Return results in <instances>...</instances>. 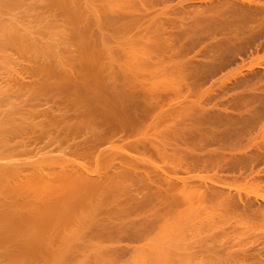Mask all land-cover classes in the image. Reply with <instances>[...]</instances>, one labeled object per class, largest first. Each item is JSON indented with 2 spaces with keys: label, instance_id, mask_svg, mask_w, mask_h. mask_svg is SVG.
Here are the masks:
<instances>
[{
  "label": "bare ground",
  "instance_id": "1",
  "mask_svg": "<svg viewBox=\"0 0 264 264\" xmlns=\"http://www.w3.org/2000/svg\"><path fill=\"white\" fill-rule=\"evenodd\" d=\"M35 1L34 3L36 6V4L38 3V0H35ZM41 1L39 0L40 3ZM45 1L46 0L43 1L44 5L42 4V6H40L41 4L39 5L38 3L37 6L39 5L40 8L43 7L41 11H45L43 13L47 15V18H44L46 17L45 14H44V17L40 16V14L42 15L43 13H41V11L39 10L40 9L39 6L34 7V3L32 2V4H30L29 0H0V54L2 53L0 55V71H1V66H2V69L5 68L4 71L7 69L5 73H8V76L6 77V74L3 72V70L1 71L3 74H5L4 78H3L2 73H0L1 81L3 80L1 83H4V82L6 83L4 87L0 88V105H2V107L0 106V109L8 106L2 109L4 113L2 110L0 111V116H1L0 117V160H1L0 162V189L2 190L10 189V192L12 193V194L10 193V195L20 196V197L24 195L27 196V193L28 194L31 193V195L32 194L37 195L41 192L45 193L46 191H48V192H51V195L47 192L49 194L48 198L50 202H51V197L55 194V192L53 193V191L58 192L59 190H62V191L71 190L70 193H73L71 194V195H74L73 197L71 195L68 196L69 195L68 194L67 198L63 200V198L67 194L66 193L65 195H63L64 196L63 198L61 197V199L63 200V203L60 199L61 201L60 205L61 203L63 205L65 204L64 205L65 208L62 206H59L58 205L59 202L57 203V201H56L57 204L54 203L53 200H52L53 203L47 202L46 206L49 207L50 205L51 206L50 209L52 211L54 210V208H55V211L61 210L62 212L63 210L62 212L63 214H64V209H67L68 214L66 218L69 220L74 219V218L72 219V217L70 216L74 215L72 212L74 210V213H75L76 208L77 210L81 208H82L81 210H83L84 208L87 209L86 211L87 214L90 213V216H86L88 217L87 220L84 219V221L83 220L81 221V219L83 218L81 216H80L81 219L80 217L79 219L78 218L74 219V221L78 219L77 222L79 221L80 223V225L77 226V229L80 226L82 227L83 223H84L83 226H87L85 222H89L88 226L90 227L91 225L92 227L93 225L94 230L97 229V234L98 235L100 234V236L101 234H103V236L105 237L109 236V230L112 229V231H110V235L112 234L111 237H113V234H114V236H120L121 238H128V239H134V240H140V239L145 240L147 238L148 243L147 242H145L146 244L144 243L146 246L144 245L143 247L142 245L141 246L142 248L139 246L137 247L138 250H135L134 248V250H132V253H131L133 254L131 256V258L133 257V260L130 257H129L130 259L128 260L125 259L126 261L125 260L124 261L126 264H128V261L132 264H138L139 262L140 264H144V263L147 264L146 262H150V264L152 263L153 264H174L173 262H175V264H178V263L180 264H251L252 260H254V264L258 263L259 257L258 256L254 257L255 254H250V253L248 254L247 252L248 250L246 251V249L248 248L246 247L248 242L245 241L244 239L248 237V236L245 237L244 233H246L247 231L246 224L250 222V221L249 222H246V221H248V218L250 217L252 213V212L250 213L251 203L244 201V199H242L243 195H241V193H239L238 196H234L230 194L229 192H226L224 188H218V186L217 188L213 187L212 186L213 183H215L219 179H222V176H220V174L218 175V171H215L216 173H213V174H208V171H211L212 168L214 169L215 167L220 168L217 165L218 161L216 162L215 167H214V163L218 158L223 157L224 154L222 156L221 149L214 148V147L209 150H202V146L199 140H201L200 136L202 137L203 135H201L199 131H197L198 128L187 127V126L186 128L183 127L182 118H184V115L189 113L188 110H190L189 109L190 107L192 108V107H195L196 104L198 105V103H195V101H192L189 104H186L183 106L180 105V103L183 100H186L187 99L186 97L188 96V94H185L184 91L192 95V94L199 93L198 92L199 89L195 88V85L194 86L186 85L185 83H182L176 80L177 75L174 77L175 73L173 70L171 74H167V72L166 73L164 72V69L166 71L167 66L166 64H161L162 63L161 57L162 58L164 57L163 54L166 53L165 51H163V54H159V55L157 54L156 59H158V57L160 56L159 57L160 63H159V67L155 66V69L153 66L152 70H154V72L150 70L152 72L150 74L136 75V71H135L136 67H139V68L149 67L150 68L152 65H155L157 63L156 59L154 60V57H153L154 54L153 53L151 54V50H154L155 47L151 46L150 43L148 44L147 41L154 36H159L160 38V36L164 34L162 33V29H160L159 26L155 27L156 25L154 27H152L151 25L152 28L146 27V26H145L146 28L145 27L143 28L141 26V21L145 19L146 17H148V15L151 12H152L151 21L155 22L156 20H160L161 16L166 15L165 11L166 10L170 11L169 9L171 8L173 9V7L169 5L168 3L163 8H161L160 12L157 11L158 13L156 12L153 13L154 9H152L151 7L154 6V4L165 1V0H99L102 3V6L101 5L100 6L103 7V10L106 12L105 14L106 17H107L108 12L114 13V10L112 8L118 7V12L116 14L117 16L110 18L112 21H115L116 19L118 20V18L119 19L122 18L121 21L122 20L125 21L124 18L127 16L129 17L132 14L133 15L132 19H129V20L127 19L125 23L124 21L122 22L123 24L122 29H120L122 32L119 31V29L118 31L120 34H122L123 32L129 33L130 30L133 33L134 29L136 30V28L141 30L140 32L136 34L133 33V36L129 37L130 39L128 38L127 40V38H125L124 40L126 41V43L127 41L128 42L130 41L131 43L138 42L137 45L141 43H144V45L143 44L139 45L138 48L135 49L136 44L135 46L133 44L132 46H134V49L133 47L131 49V47L129 48L128 46H126L127 44L124 43L126 48H124L125 47L124 44H121L119 48L111 49L108 46L109 45L108 42L107 44H104L105 42V40L103 39L104 37L100 35L102 32L99 31V34L98 33L97 34L101 40L97 38L93 39V43L95 44L96 42V43H99L100 45L99 47L98 46L96 47L97 51L94 50L96 52H94L93 55H90L89 57L87 56L84 49L80 47L82 45H80L79 48H75V45L79 42H74V41H77L78 35H80L78 32H82V35H84L83 33H85V31L84 32L82 31L83 23L79 21L86 22L88 20L87 12H89V9L87 8L86 2L84 1L85 2L84 5L86 6H82V3H81V7H79V4H77L78 0H67V1L66 0H54V3L52 2V0H47V2ZM49 1H51L53 4L50 3ZM116 2H119V3L117 4ZM230 2H232V0H224V4L221 7L208 5V7H206V14H208V16L211 18H214V15L219 16V17L224 16V17L230 18V16L233 13H238L237 11L235 12L236 9L235 10L230 9V7L232 6L230 5ZM45 3L46 4L48 3V4L45 5ZM23 4L25 5V7ZM111 4L112 6L113 4L115 6L111 8ZM21 5L24 8L22 10H20ZM183 5L181 4V6ZM29 7H31L32 9V13L30 14V16L32 17L33 13H34V16L31 19L30 16L28 15L29 13H26L27 19H25V16L23 17V14H24L23 12H25V10L28 11V9H30ZM33 7L37 8V11L39 10L40 14L39 12L38 14H36V9H33ZM50 8L51 9L53 8L52 12L54 9H55V12L58 9L59 20H58V17L56 16H54V18H49V15L53 17L52 14H48L51 12ZM16 9H18V11H16ZM61 9L63 13L61 12ZM182 9L185 13V9L183 7ZM13 10L15 11V13H13ZM103 10H102V15H103ZM92 11L93 10L91 9V12ZM248 11L249 9H247L245 12H248ZM250 11H252V9ZM250 11L248 12V14L250 13L253 14V12H250ZM17 12L18 14L21 12L22 15L18 16ZM55 12H54V15L56 14ZM59 12H61V14H59ZM15 14H16V17L18 16V19L15 17ZM63 14L64 15L66 14V15L63 16ZM36 15H37V18L35 19L34 17H36ZM60 15L63 16L62 17L63 19H61ZM22 17L24 20H27V24L30 23L32 24V26L30 24L29 26H27L25 21H23L24 22L23 24ZM243 17L244 18L246 17L245 13ZM237 18L238 17L236 16V19ZM181 19L182 17H180V21ZM18 20H20L21 23ZM33 20H36V21L38 20V22H35L36 25L37 24L39 25L38 28H37L38 25L36 26L34 23H32L34 22ZM99 20H100L99 23H101V18ZM105 20L102 19V21H105ZM209 20L211 21V19ZM89 21L91 20H88L86 23L84 22V30H86L87 32L85 36L89 34L91 36L92 34L91 29L95 26V23L97 24L98 19L96 18V22L93 24L94 26H92V21H91V25ZM42 23L43 25H41ZM77 23L79 25L81 23V26H82L80 28L81 31L78 30L79 26L77 25ZM69 24H70L69 28L71 27L73 29V26L75 24L78 28L77 29L75 26V28L78 30L77 33H76V29L73 30L74 36L76 35V40H75V37L72 38L73 35L69 36V34L71 33L73 34V32L71 33L68 32V36H66L67 35L66 26ZM61 25H64L66 27L65 30H64V27ZM30 26L35 29L37 28L36 30L38 31V33L39 31H41L40 34H43V31H44V33L47 32V34L52 36V35H55V32H56L57 41H55V37H54V40L51 38L54 42L50 41L49 43H46L45 44L46 46H45L41 38H43L44 40V37L46 36V34L43 37L41 35V38H40V40L42 41L41 42L38 38L39 36L37 37L36 35V37H34L37 31L35 29L34 30L31 29ZM58 26L59 27L61 26L62 31L63 30L65 31V34H66L65 37L58 35L59 34L58 29L57 30L55 29ZM104 26H106V24ZM25 27H27L28 29H26ZM23 28L24 30H22ZM29 28L31 29V31L29 30ZM71 28L69 30H71ZM142 28H143V31H142ZM89 29L91 32L89 31ZM87 30L89 31V34ZM96 32H97V29H96ZM124 34L125 33H123L122 35ZM164 36L165 35L161 37L165 38ZM91 37L93 38V36ZM94 37H96V35ZM45 39L48 40L47 37H45ZM71 39H72V43H71ZM94 40H97V41L100 40V41L97 42ZM38 42H41L42 45H44L45 47L41 46ZM80 43H81V40H80ZM86 43H88V41ZM38 44L40 45V47H43V49H40ZM70 44L74 45V48L77 49L79 53L84 51V54H86L87 56L85 57L84 55H82L83 56L82 58L80 56L81 66L77 64L78 61L76 59H74L70 55L67 56L65 54L66 51H68V54L73 52V50H71V52L69 51V49L73 48L72 46L70 47ZM82 44L83 45L85 44L83 40H82ZM103 44L106 46V48L105 46L103 47ZM60 45H61V48L59 47ZM91 45L92 43L90 40L88 46L94 49V47ZM77 46L78 44L76 45V47ZM38 47H39L38 52H36L35 50H37ZM85 47L87 46H84V48ZM51 48H54L55 50H51ZM9 49H11L12 51ZM81 49L83 51H81ZM126 49H129V50H126ZM180 51L182 50L175 49L173 51V55L175 54L174 56H176V54H179ZM14 53H16L17 55L19 53L18 57L20 56V58H18L17 56L14 58V55H15ZM32 53L34 57L31 56ZM24 56L26 57L27 61H25L26 59L24 58ZM27 56L32 58V59L30 58L31 59L30 60L31 62L29 63L30 67L28 65L29 58ZM112 56L116 58V61H114ZM21 57H23L26 63H24ZM94 58H95V61L97 60L96 58H100V60L101 58H105L104 60L107 59L108 61L110 59L109 62L106 61L107 64L105 62L104 64L108 66V69L106 67V71L109 69H112V70L111 71L109 70V72H107L106 74H103L102 72L103 70L100 67L101 73L98 71L97 74H94L95 71H97V69L100 70L99 65L101 64L100 61H99L100 64L97 62L99 65H96L97 68L96 66H94L96 70L95 69L93 70L92 61H94L93 60ZM117 59H118V63L120 64L121 62H119V59L120 61L123 59V62L126 60L124 62L125 66L123 67L121 65L117 66L118 64L116 63ZM7 61L8 63L6 66L5 63ZM12 61L17 62L14 64V67L18 63L26 64L29 68L26 69L25 68L26 66L24 67L23 69L24 75H26L27 77L28 76L30 77V75L31 77L38 76L37 80L35 79L36 81L30 82V84H28L29 83L28 81L27 84L25 85L23 82H25L27 77H25L23 73H21L20 75L19 74L20 72L18 71V69L17 71H15L12 68L13 67ZM9 62L12 63V67L10 66L11 64H9ZM70 62L73 68L70 66ZM90 64L92 66H90ZM102 64L101 66L104 67L105 65H102ZM88 65L92 67L91 70L89 69L90 67ZM163 65H165L166 68H164ZM178 65H174V66L178 68L180 66ZM131 68H134L133 69L135 71L134 73ZM10 69L14 71V76H12V74L11 75L9 74V72H11ZM21 69L20 71L23 72ZM87 70H89V73L93 70L94 73L93 71L91 72L93 73V75L92 76L88 75L89 78H86V79H81V78L79 79L78 76L81 77L83 74L86 73L85 71ZM181 70H183V68ZM98 73H100L101 75ZM87 74H88V71H87ZM11 77L12 78L14 77L13 81H16L14 84H12L13 81L10 82L11 80H9L11 79ZM15 77L21 79V81H17ZM5 78L6 79L8 78L7 81H9V83H7ZM23 79L24 81H22ZM50 80H54V83L52 82L49 83L48 81ZM16 86L19 88L22 87L21 89L24 92L23 93L21 92V95H18V93L13 94V95L10 94V93L16 92L15 91ZM4 91H7L8 93L10 92V93L8 94ZM171 92L173 93V95L170 96V94L168 93H171ZM7 94L9 95V97ZM25 94L26 96H24ZM14 95H15V98L20 97L21 101H23L25 98L26 100H24L25 101V103L23 102L24 104L28 103V100L30 97L34 99L33 102L37 100L35 101L37 102V104H39L40 101L42 102V99L47 101L53 98V100L59 99L58 101L61 102V106L59 107V109H57L59 105L58 104L55 110H50L51 108L49 110H42V109L40 110L38 109L40 105L37 106V104L35 103L33 105H36L37 107L35 108L33 107V109L29 112L28 110L25 111L26 110L25 106H23L24 108L21 107L22 104L21 105L18 104V107H12V106H17V103L20 98L18 99L16 98V101L14 102V103L17 102L16 105L15 104L11 105V110L7 111V109L9 108V105L11 104L10 101L13 103V101L15 100L14 99L12 101V99H10V96L12 97ZM22 96L24 97L22 98ZM8 99H10V101ZM179 99H181L182 101ZM2 102L4 104H2ZM6 104H9V105H6ZM19 105L24 110L23 111L24 113L18 112L20 111ZM165 105H167L168 107L164 109ZM184 107H188V108H184ZM187 111L188 113L185 114V112ZM39 114L42 117V119L40 118L41 119L40 121L38 119V117H40ZM18 118H20L22 122H20L21 120ZM5 123L8 125L7 127H5L6 126ZM52 130H54L55 133H52L51 132ZM50 132H51L50 138H48L49 135L47 136V134H49ZM184 133L189 134V137L193 136V139L188 138V140H186L184 138L183 140V137H188V135L185 136ZM45 136L47 137V139H49L48 140L49 143L47 144H51L52 142L53 143L57 142L58 146L61 148L63 141L72 140L75 142L73 143L74 148L72 150L67 148L69 155L68 153H66L67 152L66 149H63L62 147L61 149L62 151L57 155H55L54 153H53L54 155L46 154L45 152L43 155H39V156L36 155L31 158L26 157L24 160L21 158L16 159L17 157H15V155L18 152L19 154H17V156L19 157L23 153L25 154L28 152L26 145L30 141L29 139L31 140L32 139H39V140L42 139L43 140V138L45 139ZM7 137H11L12 141L11 139H9V141L8 142L6 141L7 142L6 143L5 140L8 139ZM15 137L16 138L18 137V139L19 137L20 139L22 137L25 140L28 139V141L26 140L25 142V146L23 145L24 144L23 139H22V144L20 143L21 142L20 139L15 140L16 142H18L16 143V146L18 145L19 147L20 145L21 147L22 145L21 151L24 150L23 153H21L20 150H17L16 147L14 146H13L12 151H10L9 153L7 147L15 145L13 142ZM130 138H133V139H130ZM105 143H109V146L108 147L105 146V148H101V145ZM11 148L12 147H10V149ZM4 149H7L6 150L8 151L7 154H5L6 151ZM2 151L3 153L5 152L4 154L6 155L7 159L9 157L8 160H6L5 156H3L4 154L3 155L1 154ZM11 152L13 153L11 154ZM8 153H9V156H8ZM10 155L12 156L10 157ZM162 164L168 166V171L162 168ZM25 169L27 173L29 172L28 174L26 173V176H25V173L24 175L21 173L22 171L24 172ZM182 169L188 171L189 173L195 170L198 172L197 174H191L186 177H178L177 173ZM140 170H144V173L143 171H141L143 173L141 174ZM203 171L206 173H201ZM132 186H136L137 189L133 190ZM250 193L251 192H249V195ZM256 194L258 195V193ZM14 196L11 198L12 200L13 199L15 200ZM68 197L70 198L72 197V202L70 201L71 205L67 204V202H69L70 200V198ZM34 198H33L34 200L33 203L35 202L34 203L35 206L36 204L37 205L43 204V203L46 204L47 199L45 200V197L43 199L40 198L39 202L38 200H36L37 197H34ZM262 198H264V196H262ZM6 201H7L6 198L2 200L0 198V204ZM248 201L250 200L248 199ZM253 202L255 203V201ZM100 203H104L108 206H111V209L108 212H105V214L106 213L109 215L113 214V216L118 215V216H121L122 218H125L126 216H129V214H132V213L135 214L139 208H144V207L146 208L147 206H151V209H149V212H147L148 214H147L146 219H144L141 222H128L125 224H121L122 222L120 224L113 223L115 225L114 226L111 224V222H109L108 219H106L107 218L106 217L105 219L107 220L106 221L107 225H105V222H104V225H102L103 226L102 228L104 230L100 228L101 230L98 231L99 228H96V227H98L97 220H99L98 219L99 217L98 218H95V217L98 216L97 215L98 212L100 213L99 211L101 209ZM178 204H181V205L183 204L185 206L184 210L182 209V212L180 213L183 214V212H188L190 213V215L184 216L182 214H179L177 217H172V215L170 214L173 212L174 207ZM57 205L59 206L58 210L56 209L58 207ZM99 206H100V209H99ZM161 206H166V207L162 209ZM2 212H3V209H2ZM95 214L97 216H95ZM64 215L66 216V212ZM77 215L78 214H76V217ZM217 216H218V219H216ZM200 217L202 218L203 222L207 221L206 222L207 224L205 223L206 226L203 227L204 224L200 222L201 220ZM213 218H215V221L213 220ZM182 219H184L185 221H183ZM192 219L198 220L201 223V225L199 224L197 227L198 232L202 231V228L203 230L212 231L211 234L209 235L207 234L206 236L201 237L202 239L201 238H198L199 240L197 239L198 240L197 245L199 244L198 245L199 248L197 247L195 243L197 240H194V236L196 235L195 233H198L197 231L193 233L196 227L193 229L194 226H192L193 231L190 230L193 236L187 235L188 233H186L183 236L186 229L185 231L183 230L182 232L183 234L181 233V230H180L181 227L189 224L188 221L191 222ZM231 219L235 220L234 229L236 233L238 231V234H235V233L232 234V236L234 237L233 242L227 244L230 238L227 237L225 240L224 238L227 236V233H229L230 231L222 232L223 234H221L220 236L222 238L218 236L219 234L216 235L214 231L218 229V226L221 227L224 221L226 220L231 221ZM177 220H179L180 222L183 221L185 222V224L184 223L180 224L182 226L180 228L179 226H177V229H176L173 224ZM220 220L221 222H219ZM249 220L251 219L249 218ZM101 221H100V227H101ZM213 221L214 223H216L215 225H213L214 224ZM94 224L97 226L95 227ZM104 226L110 227V229L108 228L109 230L107 229L108 234ZM172 226L174 227V229ZM156 227L159 228V231L157 230L156 231L157 233L155 232V234L151 238V232L154 233ZM249 228L252 229L253 226L252 228L248 226L247 229L249 230ZM231 230L232 232L234 231L233 226ZM76 232L77 231H75V233ZM78 232H79L78 235L80 237L81 235L83 236L84 232H82L81 234L80 229H78ZM72 233H74V231L68 233V235L69 236L71 235V237H74L75 235H77V233L75 235L74 234L72 235ZM104 233H106V235H104ZM242 233L244 235H242ZM79 236L78 237L75 236L74 238L77 240L83 239L82 237L79 238ZM185 236L189 237L190 242H191V239L194 240L195 244L193 243V246L191 244L188 246L189 239L187 238L188 239L187 240ZM93 237H95V235ZM84 238H85V235H84ZM184 239L186 240V242H188L187 245L185 244ZM88 245L92 247L94 246L92 242L87 244V246ZM194 246L196 247L194 248ZM93 248L96 250V252L98 250L97 253L101 251V249L98 248L97 246H94ZM196 248L199 251V252L197 251V253H196V250H193ZM93 252L96 254L95 251ZM44 253H47V252H44ZM93 256L91 257V260ZM97 256L95 255L94 257L96 258L94 259L96 260L95 263L98 262ZM144 256L146 260L144 259ZM139 258H143L145 262L143 259L141 260L142 261L141 262ZM147 258H148V261H147ZM124 261L122 264H124ZM107 264H112V263L107 262Z\"/></svg>",
  "mask_w": 264,
  "mask_h": 264
},
{
  "label": "rangeland",
  "instance_id": "2",
  "mask_svg": "<svg viewBox=\"0 0 264 264\" xmlns=\"http://www.w3.org/2000/svg\"><path fill=\"white\" fill-rule=\"evenodd\" d=\"M34 1L35 0H32V1L29 0V3L32 4V2L34 3ZM43 1H41V3H40L38 0L39 5L41 4L40 6H42V4L44 5ZM84 1L87 4V8L89 9V12H87L88 20L92 21L94 18V20L92 21V26H94L93 24L96 22V18L98 19L97 24L95 23V26L92 29L90 28L92 30V32L89 29V31L92 34H94V35L91 34V36H93V38L90 36L88 30L87 31H88L89 35H87L88 37L85 36V34H87L86 30H84V22L85 21L84 22L79 21V22L83 23V27L81 26V23H80V25L77 23V25L79 26V29L77 28V26L75 24L73 26V29L70 27L71 30H69L70 24L67 25L66 26L67 27V29H66L67 35L65 34V31H64L66 28L64 25H61L64 27L63 31H62L61 26H60L61 29L59 26L57 28H55L56 30L58 29V33H59L58 35L65 37V35L68 36V32L71 33L76 28L78 30H80V28L82 27V31L83 32L85 31V33H83L84 35H82V32H78V30L76 29V33L78 32L80 35L77 34L78 35L77 41L73 40L74 42H79V43H77L78 44L77 47H76L77 44L75 45V48H79V46L82 45L80 47L84 49L87 56L90 57V55H93V53L97 51L96 47L97 46L99 47V45H100L99 43H96V42H95V44L93 43V39H96V38L100 39L98 37L99 31L102 32L100 35L102 37H104L103 38L105 40L104 44H107V42H108V44H109L108 46L111 49L119 48L121 46V44H124V43L127 44L126 46H128L129 48L131 47V49H132V47L134 49L135 44L137 46V47L135 46V49L138 48L139 45H142V44L144 45V43L137 45L138 42H132L131 43L130 41H129L130 43L128 41L126 43V41L124 40L125 38H127V40H128L129 37L133 36V33L136 34V33L140 32L141 30L136 28L137 32L134 29L135 32L133 31V33L130 30L129 33L123 32V33H125L124 35H122L123 33L120 34L119 31H121L120 29H122V25H123L122 22L124 20L121 21L122 18L119 19L118 17H117L118 20L116 19L115 21H112L110 19V18L117 16L116 14L118 12V7L117 8L114 7L115 6L114 4H113V6L111 4V8L114 7V8H112L114 10V13L108 12L107 17H106V15H105L106 12L103 10V7H101L102 3L99 0L98 1L97 0H88V1L87 0H81V1L78 0L77 4H79V7H81V3H82V6H86V5H84V3H85ZM234 1L236 4L234 3ZM45 2H47V0ZM49 2L54 3V0H52V2L51 1H49ZM116 3L118 4L119 2H116ZM168 3H169V5H171L173 7V9L172 8L169 9L170 11L166 10L165 11L166 15L161 16L160 20H156L155 22L151 21L152 20L151 19V13L152 12H151L148 15V17H146L145 19H143L141 21V26L143 28L145 26L152 28L156 25L155 27L159 26V28L162 29V33H164L163 35H165L164 36L165 38L161 37L163 35H161L160 38H159V36H154L147 41L148 44L150 43L151 46L155 47V49L153 48L154 50H151V54L152 53L154 54L153 57L155 60L157 57V54L158 55L163 54V51H165L166 53L163 54L164 57L163 58L161 57V61H162L161 64H166V66H167V69L165 71L164 68H166V66L163 65L164 66V68H163L164 72L165 73L167 72V74H171L174 71V73H175L174 77L176 75L178 76V77L176 76V80H178L179 82L185 83L186 85H193V86L195 85V88L199 89V91H198L199 93L192 94V95H190L188 92L184 91L185 94H188V96L186 97L187 99L183 100V101L181 99H179L182 101L180 103V105H182V106L189 104L192 101H195V103H198V105L196 104L195 107H192V108L190 107L189 108L190 110L187 109L189 111V113H188V111L185 112V114L186 113H188V114L184 115V118H182L183 127L186 128V126H187V127L198 128L197 131H199V133L201 135H203L201 137L199 134L200 139H201V140H199V142L201 143L202 150H209V149L214 147V148L221 149L222 156L224 154L223 157H220L221 160H220V158H218L214 163V167H215L216 162L218 161L217 165L220 168L215 167V169L212 168L211 171H208V174H213V173H216L215 171H218V175L220 174V176H222V179H219L216 182L214 181L215 183H213L212 186L216 187V188H217V186H218V188H224L226 192H229L230 194H232L234 196H238L239 193H241V195H243L242 199H244V201H246V202L251 203L250 204V206H251L250 207V213L251 212L252 213L249 217L251 220H249V218H248V221H246V222H249V221L250 222L247 223L246 225H247V227L250 226L251 228L253 226V228L252 229L249 228V230H248L247 227L245 226L247 231H246V233H244L245 235L243 233H242V235H244L245 237L248 236V237H246L247 239L244 238L245 241L248 242V243L246 242L247 243L246 247H248L246 249V251L248 250L247 251L248 254L249 253L255 254L254 257H257V256L259 257L258 258L259 262L256 264H264V198H262V196H264V0H232V2H230V5H232L230 7V9L231 10L236 9L235 12L237 11L238 13H233L230 16V18L224 17V16L219 17L216 15H214V18H211L208 16V14H206V7H208V5L221 7L224 4V0H220V2H219V0H217V1L216 0H212V1L211 0H165L162 2L156 3V4H154V6L151 7L152 9H154L153 13L160 12L161 8H163ZM183 3H184V5H183ZM37 4H36V6H37ZM47 4L45 3V5H47ZM181 4L183 6H181ZM36 6L34 3V7H36ZM40 6H39V8H40ZM243 6H245V7H243ZM21 7H22V5L20 6V10L24 9L23 7L22 8ZM24 7H25V5H24ZM34 7H33V9H36V14H38V12L40 14V11H41V9H43V7L39 9L40 11L39 10L37 11V8H34ZM176 7H177V9H176ZM182 7L185 9V13H184ZM29 8L31 9V7H29ZM18 9H16V11H18ZM30 9H28V11L25 10V12H23L25 14V15L23 14V17L25 16V19H27L26 13H29L28 14L29 16L32 13V9L31 10ZM52 9L50 8L51 12L48 14H52L53 17H51L49 15V18H54V16H56V17H58V20H59L58 9L56 10V12H55V9L52 12ZM91 9L93 10L92 12H91ZM95 9H96V11H95ZM247 9H249V11L252 9V11H250V12H253V14L252 13L248 14L249 11L245 12ZM14 10H13V13H15ZM102 10H103V15H102ZM115 11H116V13H115ZM186 11L188 14L186 13ZM33 12H35V11H33ZM43 12H45V11H41V13H43ZM48 12H49V10H48ZM54 12L57 15L56 14L54 15ZM61 12H62V9H61ZM61 12H59V14H61ZM244 13L246 16L245 18L243 17ZM17 14H18V12H17ZM44 14L45 13H43L42 15L40 14V16L44 17ZM89 14L91 16L93 15L92 18ZM21 15H22V13L20 12L18 14V16H21ZM65 15L63 14V16H65ZM261 15H262V17H261ZM18 16L16 17V14H15V17L17 19H18ZM33 16H34V13H33ZM60 16H61V19H63L62 18L63 16L62 15H60ZM206 16H207V18H206ZM236 16L238 18L240 17L239 20H238V18L236 19ZM23 17H22V19H23ZM32 17L30 16L31 19H32ZM66 17H64V18H66ZM180 17H182L181 21H183V22L180 21ZM34 18L36 19L37 15ZM44 18H47V15ZM100 18H101V23H99ZM105 18H106V20H105ZM132 18H133L132 14L129 17L128 16L125 17L124 23L127 21V19L129 20ZM169 18H170V20H169ZM174 18H175V20L176 19L177 20L175 21ZM102 19H104L105 21H102ZM209 19H211V21ZM20 20H18V21L20 22ZM28 20H29V18H28ZM222 20H223V22H222ZM233 20H234V22H233ZM23 21H25L27 24V20L23 19L22 22ZM33 21L34 22H32V23H34L35 25H36L35 22H38V20L37 21L33 20ZM91 21H89L90 25H91ZM225 21H227V22H225ZM256 23H257V25H256ZM23 24H24V22H23ZM29 24L30 23H28L27 26H29ZM105 24H106V26H104ZM30 25L32 26V24H30ZM41 25H43V23ZM151 25H152V27H151ZM75 26H76V28H75ZM33 27H34V25H33ZM38 27H39V25L37 26V28ZM25 28L28 29L27 27H25ZM143 28H142V31H143ZM227 28H229V29H227ZM31 29L34 30L35 28L31 27ZM31 29L29 28L30 31H31ZM96 29H97V32H96ZM118 29H119V31H118ZM22 30H24V28ZM67 30H69V31H67ZM23 32H25V31H23ZM40 32L41 31H39V33H38V31H37V33H35L34 37H36V35H37V37L39 36L38 38L40 40L41 35L43 37L46 34L45 37H47L48 40H46L44 37V40H45V42H44L43 38H41L44 45L46 43H49L50 41H53L54 37H55V41H57L56 32H55V35H52L53 37L50 36L49 34H47V32L44 33V31H43V34H40ZM70 35L71 36L73 35L72 38L75 37V40H76V35L74 36V32H73V34L72 33L69 34V36ZM95 35H96V37H94ZM60 36H58V37H60ZM79 36H81L82 38ZM226 36H227V38H226ZM167 37H168V39H167ZM223 39L225 40V42ZM80 40H81V43H80ZM82 40H83V42H85L86 45L82 44ZM90 40L92 43L91 46H93V44H94V46H93L94 49L92 47L88 46ZM100 40H98V41L94 40V41L99 42ZM87 41H88V43H86ZM109 41H110V43H109ZM41 42H38V43L41 46H44V45H42ZM167 42H169V43H167ZM71 43H72V39H71ZM172 43H174V44H172ZM104 44H103V47L105 46ZM125 44H124V46H125ZM133 44H134V46H132ZM40 45H39V47H40ZM62 46H63V44H62ZM71 46L73 48L69 49V51L71 52V50H73V52L68 54V51H66L65 54L67 56L70 55L71 57L76 59L78 61L77 64L80 65V59L83 57L82 55H84L85 57H87V56H86V54H84V51L82 49H81V51H83V52L79 53L77 51V49L74 48V45L70 44V47ZM84 46H87V47L84 48ZM126 46L124 48H126ZM39 47L37 48V50H35L36 52H38ZM59 47L61 48V45ZM174 47L177 50L178 49L182 50V51H180L179 54H176V56H174L175 54L173 55V51L175 50ZM105 48H106V46H105ZM40 49H43V47H40ZM9 50H11V49H9ZM33 50H32V52H33ZM51 50H55V49L51 48ZM94 50H96V51H94ZM126 50H129V49H126ZM11 51H10V53H11ZM74 51L77 53H75ZM14 54H15L14 58L16 56L18 57V55H19V53H18V55L16 53H14ZM28 55H30V54H28ZM31 56L34 57L33 53L31 54ZM80 56H81V58H80ZM27 57L29 58V62H28V65H29V63L31 62L30 60L32 58L29 56H27ZM153 57H152V59H153ZM159 57H158V59H156V62L158 63V64L156 63L157 65L156 64L152 65L150 68L149 67L148 68L136 67L135 68L136 69L135 70L136 75L150 74V73L154 72V70H152L153 66H154V69H155V66L159 67V63H160ZM18 58H20V56ZM21 58L24 61L23 57H21ZM24 58L26 59L25 56H24ZM40 59H42V58H40ZM96 59H97L96 61H95V58L93 59L94 61H92L93 62V70L94 69L96 70V68H97L96 65H99L100 63L102 64V62H103L102 65H105L104 66L105 68L103 66H101V64L99 65V68L100 67L102 68L103 74H106L107 72H109V70L110 71L112 70V69H109L106 71V67L108 69V66L106 65L107 64L106 61H108L107 59L106 60H104L105 58H101V60H100V58H96ZM113 59H114V61H116V58L113 57ZM25 61H27V59ZM25 61H24V63H26ZM99 61H100V63H99ZM109 61H110V59H109ZM10 62H9V64H11L10 66L12 67V63H13L12 68L15 71H17V69H18V71L20 72V73L19 72L18 73L20 75H21V73H23V75H24L23 69L25 66H26L25 67L26 69L30 67V65L28 67L24 63L23 64L18 63L14 67V64L17 62H14V61H12V63H10ZM104 62L106 64H104ZM119 62H121V64L118 63V59H117V62H116V63H118L117 66L118 65H121L122 67L125 66L123 59L121 61L119 59ZM7 63H8V61L5 63L6 66H7ZM94 63H95V65H94ZM2 64H3V62H2ZM174 65H178L179 67L176 68ZM70 66L72 67L71 62H70ZM75 66H76V64H75ZM90 66H92V65L90 64ZM94 66H96V68ZM160 66H162V65H160ZM101 68H100V70L97 69V71H95V73L93 70L92 71L94 74H97L98 71L101 73ZM161 68H160V70H161ZM182 68H183V70H181ZM4 69H2V66H1V71L3 70V72L5 73L7 69L5 71H4ZM20 69L23 72H21ZM89 69L91 70L92 67H90ZM131 69L133 70L134 68H131ZM10 70L12 73L9 72V74L10 75L12 74V76H14V71H12V69H10ZM1 71H0V73H2ZM87 71H88V74H87ZM87 71H85L86 73L83 74L81 77L78 76V78L79 79L80 78L86 79V78H89L88 75H91V76L93 75V73H91L92 71L90 73H89V70H87ZM135 71L133 70V73ZM100 73H98V74H100ZM5 74L7 77L8 73H5ZM5 74L2 73L3 78L5 77ZM15 75H16V73H15ZM24 76L27 77L26 75H24ZM162 77H163V75H162ZM15 78L17 79V81H21V79H19L17 77H15ZM37 78H38V76L31 77V75H30V77L28 76L26 78L25 82H23V83L26 85L27 82L29 81L28 84H30V82H35L37 80ZM7 79L5 78L6 81H7ZM13 79H14V77L13 78L11 77V79H9V80H11L10 82H12ZM2 81L0 78V88L4 87L6 85L5 82H4L5 84L1 83ZM22 81H24V79ZM15 82L16 81H13L12 84H14ZM48 82L54 83V80H50ZM7 83H9V81H7ZM21 88L16 86L15 87L16 92L15 93L9 92V93L11 95L17 94V93H18V95H21V92L22 93L24 92V91H22ZM4 92L8 93L7 91H4ZM168 94H170V96L173 95L172 92L168 93ZM24 96H26V94ZM24 96H22V98ZM3 97H4V95H3ZM8 97H9V95H8ZM16 98L18 99L20 97H16ZM16 98H15V95L12 97L10 96V99H12V101L14 99L15 100L12 103L10 101V99H8L11 104L10 103H9L10 105L6 104V105H9V108H10V109L8 108L7 111L11 110V105H13V104L16 105L17 102L14 103L16 101ZM24 100H26V99L24 98ZM24 100L21 101V98H20L18 103H17V106H12V107H18V104H20V105L22 104L21 107L24 108L23 106H25V108H26L25 111L28 110L30 112L33 109V107L35 108L38 105H40L38 107V109H40V110L41 109L42 110H49L50 108H51L50 110H55V108L57 107L58 104L59 105H58L57 109H59V107L61 106V102L58 101L59 99L53 100V98L49 99L47 101L42 99V102L40 101L41 104L40 103L37 104V102H35L37 100H35L33 102L34 99H32L31 97L29 98L28 103H26V104H24L25 103ZM35 103L37 104V106L33 105ZM2 104H4V103L2 102ZM20 105H19L20 111H18L19 108L17 111L24 113L23 112L24 110L20 107ZM180 105H178V106H180ZM0 106L2 107V105H0ZM6 107H8V106H6ZM6 107L1 108L0 111ZM30 107H32V108H30ZM167 107L168 106L165 105L164 109ZM184 108H188V107H184ZM21 109H22V111H21ZM3 113H4V111H3ZM25 114H26V112H25ZM39 116L40 117H38V119L40 121L42 119V117L40 114H39ZM18 119H20V118H18ZM17 121H19V120H17ZM20 122H22V120ZM7 126L8 125L6 124L5 127H7ZM210 129H211V131H210ZM51 132L55 133L54 130H52ZM51 132L49 134H47V136L49 135L48 138H50ZM187 135H188V137H183V140H184V138L186 140H188V138L193 139V136L189 137V134H185V136H187ZM23 137H25V136H23ZM23 137L21 139L19 137L21 144H22ZM7 138L8 139H6L5 142L6 141L8 142L9 139H11V141H12L11 137H7ZM16 139L19 140L18 137L17 138L15 137V139L13 140L15 145L10 146V147H12L11 149H10V147H7L9 153H10V151H12L13 146L16 147L17 150L21 151L22 145H21V147H20V145H19V147H18V145L16 146V143H18L15 141ZM130 139H133V138H130ZM24 140L25 139H23V142H24L23 145L25 146V142H26V140L28 141V139H26L25 141ZM29 140L30 141L26 145L28 152L24 154L23 153L24 150L21 151V153H23V154L20 155V157L17 156V154H19V152H18L15 155V157H17L16 159L21 158L24 160L26 157L31 158V157H34L36 155L37 156L43 155L45 152H46V154H53L54 153L55 155H57L62 151L61 150L62 147H63V149H66V151H67L66 153H68L67 148L72 150L74 148L73 143H75L72 140L63 141L62 147L60 148L58 146L57 142H54V143L52 142L51 144H47V143H49L48 142L49 139H47L46 136H45V139L43 138V140L42 139H40V140L39 139H32V140L29 139ZM221 140H222V142H221ZM65 146H66V148H65ZM105 146L108 147L109 143L102 144L101 148H105ZM44 148H45V150H44ZM7 149H4V150L6 151ZM14 150H15V148H14ZM14 150H13V152H14ZM3 151L1 152L2 155L5 153V152L3 153ZM8 151H6L5 154H7ZM13 152H11V154ZM9 153H8V156H9ZM5 154L3 156H5V158H6ZM68 155H69V153H68ZM11 156L12 155H10V157ZM8 159H9V157H8ZM8 159L6 158V160H8ZM2 161H4V160H2ZM0 162H1V160H0ZM3 163H5V162H3ZM224 164H225V166H224ZM162 168L164 170L168 171L167 165L162 164ZM141 171H143V173H144V170H140V172ZM197 172L198 171L195 170V171H192L189 173L188 171L182 169L177 173V176L178 177H186V176L191 175V174H197ZM21 173L23 175L25 173V176H26V173H27L26 169L24 170V172L22 171ZM143 173L141 172V174H143ZM201 173H206V172L203 171ZM22 177H24V176H22ZM232 177H233V179H232ZM238 188H239V190H238ZM132 189L136 190L137 187L132 186ZM235 189H237V190H235ZM240 189H241V191H240ZM70 191L71 190H69V191L68 190H63V191L59 190L58 192L53 191V193L55 192V194L52 197L50 196L51 202H52V200L54 201V203H56V201H57V203L59 202V204H58L59 206L64 207L65 204L64 205L62 204L63 200L65 198H67L68 194H69L68 196L73 194V193H70ZM47 192L48 191H46L45 193L41 192V193L37 194L38 196L36 194L31 195V193H29V194L27 193V196L29 195L28 197L26 195H24L25 197L13 195L15 197V200L14 199L12 200L11 198L13 196L10 195V193H11L10 189H7V190L0 189L1 200L4 198L7 199L6 202H3L2 204H0V230H1L0 231V253H1L0 254V261H1L0 264H87V263H89V264H107V262L113 264V263H115V261H116L115 264H122L125 259L128 260L131 258V256L133 255L131 253H132V250H134V248H135V250H138L137 247H139V246L141 247L142 245L144 247V245L146 244L145 242H147V238L145 240H141V239L140 240H134V239H128V238H121L120 236H114V234H113V237H111L112 234L110 235V231H112V229H110L109 226L108 227L104 226L106 232H107L108 228L110 229V230L108 229L109 230V236L105 237V236H103V234H101V236H100V234L99 235L97 234V229L94 230L93 225H92V227H91V225H90V227L88 226L89 222H85L87 224V226H83L84 225V223H83L82 227L80 226L78 228V229H80L81 234H82V232H84L83 236L81 235V237L83 239H79V240L75 239L74 238L75 236L76 237L79 236L77 226L80 225V223H79V221L77 222V220L79 219L80 216L83 217L82 219L80 217L81 221L82 220L84 221V219L87 220L88 217H86V216H90V213L87 214V212H86L87 209H85V208H84L85 211H84V209L81 210L82 208L81 209L78 208L79 210H77V208H76L77 211L75 210V213H74V210H73V212H72L74 215L70 216V214H69V216L72 217V219L73 218L74 219L78 218V219L76 221H74V219L69 220L66 218L67 214H68L67 209H64V214L66 212V216H65L62 213L63 210H62V212H61V210L55 211V208L53 206L54 210L52 211L50 209V207H51L50 205H49V207L46 206L47 202L51 203L49 201V198H48L49 194L51 195V192H48L49 194ZM249 192H251L250 195H249ZM256 193H258V195ZM63 195H65V197ZM71 196L73 197L74 195H71ZM247 196H248V198H247ZM259 196H261V197H259ZM34 197H37L36 200H38V202L40 201L39 200L40 198L43 199L45 197V200L47 199L46 204H44V203L39 204V205L36 204V206H35V204H34L35 202L33 203V201L35 200ZM61 197L62 198L64 197L63 200L61 199ZM72 197L71 198L68 197V198H70V200H69V202H67L68 200L66 201L67 204L71 205ZM33 198H34V200H33ZM60 199L62 201L61 205H60V202H61ZM248 199L250 201H248ZM45 200H43V201H45ZM253 201H255V203ZM29 204H30V206H29ZM59 206L56 208L57 210L59 209ZM100 206H101V209H100ZM100 206H99L100 213L99 212L97 213L98 216L95 214V216H97L95 218L99 217L98 219L100 221L102 219L104 221L103 220L101 221V227H100V221L99 220H97L98 221L97 222L98 227H96L97 225L94 224L96 228H99L98 231L101 230L100 228L103 227L102 225H104V222H105V225H107L106 219H108L112 225L120 224L121 222H122L121 224H125L128 222H141L144 219H146L147 214H148L147 212H149V209H151V206H147L146 208L145 207L139 208L140 210L138 209L135 214L134 213L129 214L130 217L126 216L125 218H122L121 216H118V215L113 216V214H110V215L107 213L105 214V212H108L111 209V206H108L104 203H100ZM62 207H61V209H62ZM161 207L163 209L166 206H161ZM184 207L185 206L183 204L182 205L181 204L176 205L173 209V212L170 215H172V217H177L179 214H182L180 212H182V209L184 210ZM2 209H3V212H2ZM4 210H5V212H4ZM176 213H177V215H176ZM259 213H261V214H259ZM76 214H78L77 217H76ZM13 215H14V217H13ZM182 215L188 216V215H190V213L183 212ZM108 216H110V217H108ZM216 219H218V216L216 217ZM182 220L185 221L184 219H182ZM201 220H202V218H201ZM201 220H200V222L204 224L203 227L206 226L205 223L207 221L203 222V220L202 221ZM213 220L215 221V218H213ZM183 221H181L182 222L181 223L179 220H177L173 224L174 227L177 229V226H179V228H180L182 226L180 224H183V223L185 224V222H183ZM192 221L191 222L188 221L189 224H187V222H186L187 225L183 226L185 228H183V227L180 228L181 233L183 232V230L185 231V229H186L184 234L182 233L183 236L186 233H188L187 235L193 236L191 234L192 233L191 231H193V229L196 227V229H194V231H193V233H195V231L198 230V228H197L198 225L199 224L201 225V223L198 220L192 219ZM214 221H213V223H214ZM216 222H217V220H216ZM219 222H221V220ZM222 222H223V220H222ZM234 222H235L234 219L233 220L231 219V221L226 220V221H224L225 224L222 223L221 227L218 226V229H216L217 231L216 230L214 231V233H216V235L219 234L218 235L219 237L221 236V234H223L222 232H229L230 231L229 233H227V236L225 238H224L225 235L223 236L224 240L227 237L230 238L229 241L227 240L228 241L227 244L233 242L234 237L232 236V234H234V233L238 234V231L236 233V231L234 229V226H235ZM252 223L253 224L255 223V224L253 225ZM215 224L216 223H214L213 225H215ZM108 225H109V223H108ZM192 226H194L193 229H192ZM232 226H233V230H234L233 232L231 230ZM174 227H173V229H174ZM200 227H202V226H200ZM215 227H217V226H215ZM221 228H223V229H221ZM102 230H104V229L102 228ZM157 230L159 231L158 227H156L154 233L151 232V238L153 237V235L155 234V232ZM72 231H74V233H72V235L73 234L75 235L76 233H77V235H75L74 237H71V235L69 236L68 233H70ZM75 231H77V232L75 233ZM189 232H190V234H189ZM205 232H206V234H205ZM243 232H245V231H243ZM95 233L97 234V236ZM211 233H212V231L203 230V228H202V231L195 233L196 235L194 236V240H197L198 238L206 236L207 234L209 235ZM8 234H9V236H8ZM107 234H108V232H107ZM179 234H180V232H179ZM84 235H85V238H84ZM86 235H87V237H86ZM94 235H95V237H93ZM104 235H106V233H104ZM91 236L93 237V239ZM149 236H150V234H149ZM218 236H216V237H218ZM81 237L79 236V238H81ZM185 238L189 239V237H186V236H185ZM220 238H222V237H220ZM194 240L191 239L192 243L190 242V239L188 240L189 243L186 242V240H185V244L187 245V243H188V246L190 244L193 246ZM198 240L195 242L196 245L198 243ZM90 242H92V244L94 246H97L98 248H100L101 251H99V253H97L98 250L96 252V250L93 248L94 246L93 247L89 246V245L87 246V244H89ZM200 243H201V241H200ZM198 245H197V247L199 248ZM195 247L196 246H194V248ZM193 250H196V253L198 251L197 248L193 249ZM41 251H43V252H41ZM93 251H95L96 254ZM107 251H109V252H107ZM7 252H8V254H7ZM44 252H47V253H44ZM193 252H195V251H193ZM93 253L96 256L98 254V256H97L98 262L97 263H95L96 260H94V259H96V258H94L95 255ZM122 255H123V257H122ZM92 256H93V258H92L93 261L91 260ZM131 259L133 260V257ZM142 259L143 258H139L140 261ZM144 259H145V256H144ZM260 259H261V261H260ZM145 260H144V262H145ZM112 261H114V262H112ZM125 261H124V264H126ZM147 261H148V258H147ZM129 263L130 262L128 261V264ZM146 263L150 264V262H146ZM173 263L175 264V262H173ZM130 264H132V263H130ZM138 264H140V262ZM178 264H180V263H178ZM251 264H254V260L251 261Z\"/></svg>",
  "mask_w": 264,
  "mask_h": 264
}]
</instances>
